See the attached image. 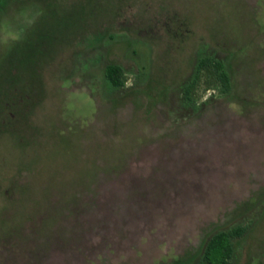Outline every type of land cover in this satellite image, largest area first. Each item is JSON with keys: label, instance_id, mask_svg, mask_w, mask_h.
I'll return each mask as SVG.
<instances>
[{"label": "rangeland", "instance_id": "rangeland-1", "mask_svg": "<svg viewBox=\"0 0 264 264\" xmlns=\"http://www.w3.org/2000/svg\"><path fill=\"white\" fill-rule=\"evenodd\" d=\"M210 51L232 92L185 100ZM237 225L264 264V0H0V264H202Z\"/></svg>", "mask_w": 264, "mask_h": 264}, {"label": "trees", "instance_id": "trees-1", "mask_svg": "<svg viewBox=\"0 0 264 264\" xmlns=\"http://www.w3.org/2000/svg\"><path fill=\"white\" fill-rule=\"evenodd\" d=\"M211 68L216 76V88L223 94H230L233 89V72L231 63L218 52L210 51L199 55L194 71L182 87L185 100L193 99V92L200 82L202 72ZM124 68L114 62H108L105 66V75L114 87L125 85ZM246 225H237L227 229H221L213 233L205 243L201 256L202 264H229L235 254V241L244 235Z\"/></svg>", "mask_w": 264, "mask_h": 264}]
</instances>
